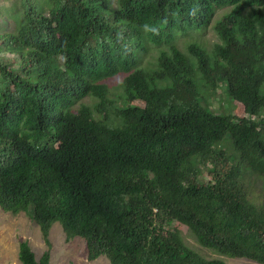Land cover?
I'll return each mask as SVG.
<instances>
[{
	"label": "trees",
	"instance_id": "obj_1",
	"mask_svg": "<svg viewBox=\"0 0 264 264\" xmlns=\"http://www.w3.org/2000/svg\"><path fill=\"white\" fill-rule=\"evenodd\" d=\"M20 2L0 10L15 27L0 22L3 211L28 212L48 248L59 223L89 261L227 264L181 221L203 248L264 264V0ZM210 25L211 52L178 48ZM19 259L51 254L23 241Z\"/></svg>",
	"mask_w": 264,
	"mask_h": 264
},
{
	"label": "rangeland",
	"instance_id": "obj_2",
	"mask_svg": "<svg viewBox=\"0 0 264 264\" xmlns=\"http://www.w3.org/2000/svg\"><path fill=\"white\" fill-rule=\"evenodd\" d=\"M11 4L18 5L14 8H17L20 12L22 11L20 0H0V10H5L7 7H10ZM220 16H222V14H220ZM4 21L9 23V27L15 28L14 23L6 17L3 18V14H1L0 22H2L1 25L3 27ZM212 25L199 31H191L186 36L181 35L182 38L179 36L178 48L187 54L189 53V46L191 44H197L205 48L208 52H211L214 44L219 42V38ZM159 54L157 50H149L142 59V66L145 68L155 66V61ZM4 56L5 58H8V56L11 57L10 54ZM103 83L109 88V98L120 102L119 95L121 94V89L119 86V79L112 78ZM83 103L93 106L96 103V99L89 97L84 99ZM225 110L227 112H233L238 117L243 116L242 107L237 102H233V107L230 106ZM185 150L186 148L184 147L174 154L183 153ZM175 227L181 231L182 237L191 249L208 259L222 258L227 264H258L248 259H232L219 256L213 251L200 246L192 236L188 226L181 221L176 222ZM23 241L29 243L37 260H40L43 253L48 250L39 226L30 218L28 212L13 215L12 213L4 212L0 207V264H22L19 260V246ZM49 241L51 243L52 252L51 264H110L109 260L104 256L96 261H89L85 240L77 238L71 242L66 241L65 234L59 223H56L52 227L49 234Z\"/></svg>",
	"mask_w": 264,
	"mask_h": 264
},
{
	"label": "clouds",
	"instance_id": "obj_3",
	"mask_svg": "<svg viewBox=\"0 0 264 264\" xmlns=\"http://www.w3.org/2000/svg\"><path fill=\"white\" fill-rule=\"evenodd\" d=\"M55 225V224H54ZM53 225V226H54ZM61 226V225H60ZM62 227V226H61ZM52 229V228H51ZM63 229V228H62ZM51 231V230H50ZM63 232H64V230H63ZM50 234V233H49ZM64 234H65V239H66V241H68L67 240V235H66V233L64 232ZM77 238H79V237H76V238H73V239H71V240H69L68 242H71V241H74L75 239H77ZM86 242V241H85ZM50 245H51V243H50ZM86 248H87V245H86ZM48 250L50 251V254H51V260H52V252H51V247L50 248H48ZM44 254V253H43ZM43 256V255H42ZM42 256H41V258H42ZM35 257H36V255H35ZM105 257V256H104ZM40 258V259H41ZM107 258V257H106ZM37 259V258H36ZM108 259V258H107ZM20 260V259H19ZM98 260V259H97ZM37 261H39V260H37ZM96 261V260H95ZM110 262V261H109ZM50 264H51V262H50ZM111 264V263H110Z\"/></svg>",
	"mask_w": 264,
	"mask_h": 264
}]
</instances>
